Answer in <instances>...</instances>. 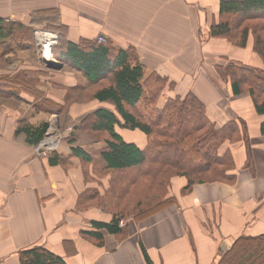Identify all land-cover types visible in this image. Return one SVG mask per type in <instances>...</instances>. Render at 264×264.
Masks as SVG:
<instances>
[{"label":"crops","instance_id":"0c3cea01","mask_svg":"<svg viewBox=\"0 0 264 264\" xmlns=\"http://www.w3.org/2000/svg\"><path fill=\"white\" fill-rule=\"evenodd\" d=\"M219 2L0 0L2 26L14 23L25 32L0 40V264H20L21 252L33 247L64 264H230L233 254L242 252L238 241L264 236V136L259 130L264 115L254 112L247 94L234 96L217 74L232 61L263 64L248 61L252 54L258 59L250 41L242 49L209 35ZM41 26L57 34L52 57L58 42L77 45L102 36L106 43L101 44L132 49L147 72L172 84L158 106L169 96L191 92L216 128L236 122L240 141L219 148L220 155L232 154L234 181L195 183L182 193L186 179L174 177L166 195L172 205L140 221L121 220L116 234L94 226L108 224L112 215L97 207L81 209L78 197L88 189L101 194L107 189L105 143L78 133L77 119L111 106L92 98L99 83H90L67 63L55 60L56 67L49 68L39 57L32 30ZM214 56L223 62H206ZM56 119L77 125L76 141L57 142V133L53 149L38 155L34 147ZM44 125L42 138L33 142L31 133ZM119 134L139 149L146 145L137 130ZM74 148L90 161L74 155ZM52 158L56 164L49 163Z\"/></svg>","mask_w":264,"mask_h":264},{"label":"trees","instance_id":"16d2710c","mask_svg":"<svg viewBox=\"0 0 264 264\" xmlns=\"http://www.w3.org/2000/svg\"><path fill=\"white\" fill-rule=\"evenodd\" d=\"M14 31L25 33L14 23L5 27L0 23V40ZM209 35L242 49L250 41L252 52L264 65V0H220L218 21L211 24ZM57 46L53 57L79 70L90 83H99L92 98L111 106L97 107L77 119L80 133L105 143L101 156L106 163L102 175L108 176L107 189L102 194L88 189L78 197L81 209L97 207L112 215L108 224L94 222V226L116 234L119 221L129 217L140 221L172 205L174 200L166 195L174 177L186 179L182 193L195 183L234 181L235 175L229 173L235 169L232 154L226 150L220 155L219 148L224 142L240 141L236 122L216 128L203 102L191 92L169 96L158 106L172 84L156 72H147L132 49L97 42L75 45L61 41ZM217 72L228 81L234 96L247 94L254 112L264 115V68L232 61ZM120 130L141 132L145 147L126 142ZM259 130L264 136V122ZM44 133L45 125L33 130L30 138L37 143ZM67 140L74 143L76 137ZM73 154L90 161L78 148ZM49 163L57 160L49 159ZM236 244L244 257L235 264H264V236ZM19 260L20 264H64L42 247L22 251Z\"/></svg>","mask_w":264,"mask_h":264},{"label":"built area","instance_id":"2783aa9c","mask_svg":"<svg viewBox=\"0 0 264 264\" xmlns=\"http://www.w3.org/2000/svg\"><path fill=\"white\" fill-rule=\"evenodd\" d=\"M32 34L39 57H41V59H43L46 64L54 63L55 60L52 57V48L57 44V34L45 26L34 27ZM97 42L106 43V39L102 36H99L97 37ZM67 131H70V127H68ZM44 142L45 139L35 147V151L38 153V155H45L46 151H50L55 146L53 144L52 146L46 147L44 146ZM118 224L121 226L122 221H119Z\"/></svg>","mask_w":264,"mask_h":264},{"label":"rangeland","instance_id":"374dc122","mask_svg":"<svg viewBox=\"0 0 264 264\" xmlns=\"http://www.w3.org/2000/svg\"><path fill=\"white\" fill-rule=\"evenodd\" d=\"M51 30V29H50ZM248 52H249V50H247V54H248ZM237 56V55H236ZM53 59L54 60H56L54 57H53ZM219 59H221V58H218V60H217V56H214V57H212V58H208V60H206V62L208 63H211L212 62V60H216V62H219V61H221V62H223V60H219ZM259 58L257 59V58H255L254 56H253V54H252V59H248V61L249 62H251L252 64H258V63H260L259 62ZM58 61V60H57ZM56 62V61H55ZM259 65H261V63L259 64ZM261 68H264V65H261ZM222 81V80H221ZM72 125H74V124H72ZM72 125L71 124H68V123H64L61 119H60V122H59V120L58 119H56V123H55V126L53 125L51 128H49V130L46 132V134H45V137L43 138V140L44 139H46V137H47V135L49 134V132L50 131H53L54 133H53V137L57 134L58 135V137H57V142L58 141H60L61 139L63 140H67L68 138H69V135L67 134L68 133V131H67V129H68V127H70V131H73V133H72V135L74 134V132L76 131V130H73V128H72ZM76 125V124H75ZM53 129H55L56 131H54ZM78 133H80V132H78ZM76 134V133H75ZM75 134H74V136H75ZM82 134V133H81ZM76 137V136H75ZM54 139V138H53ZM56 139V138H55ZM54 139V140H55ZM49 146V145H48ZM36 147V146H35ZM35 147H34V149H35ZM47 150H49V149H47ZM52 150V149H51ZM50 151H46L45 152V155H47L48 153H49ZM45 155H41V156H45ZM240 259H242V252H240V251H237V252H235V254H233V256L229 259V263L230 264H235V263H238L239 261H240ZM263 264V263H262Z\"/></svg>","mask_w":264,"mask_h":264},{"label":"bare ground","instance_id":"6f19581e","mask_svg":"<svg viewBox=\"0 0 264 264\" xmlns=\"http://www.w3.org/2000/svg\"><path fill=\"white\" fill-rule=\"evenodd\" d=\"M53 130L56 131L55 129H53ZM53 133H54L53 131H50L49 132L48 136L45 139L44 146L48 147L47 145H49V146H52L53 145V144L50 145L51 143H54Z\"/></svg>","mask_w":264,"mask_h":264},{"label":"water","instance_id":"95a60500","mask_svg":"<svg viewBox=\"0 0 264 264\" xmlns=\"http://www.w3.org/2000/svg\"><path fill=\"white\" fill-rule=\"evenodd\" d=\"M47 66H48L49 68H54V67H56V66L54 65V63H48ZM76 129H77V125H75V126L73 127V130H76Z\"/></svg>","mask_w":264,"mask_h":264}]
</instances>
